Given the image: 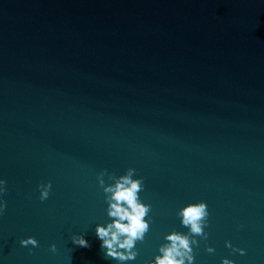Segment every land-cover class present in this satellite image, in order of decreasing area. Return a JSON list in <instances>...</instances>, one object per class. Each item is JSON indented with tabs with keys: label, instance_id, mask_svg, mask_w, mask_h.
<instances>
[{
	"label": "water",
	"instance_id": "water-1",
	"mask_svg": "<svg viewBox=\"0 0 264 264\" xmlns=\"http://www.w3.org/2000/svg\"><path fill=\"white\" fill-rule=\"evenodd\" d=\"M129 170V264L170 233L193 264H264V0H0V264H117L95 229Z\"/></svg>",
	"mask_w": 264,
	"mask_h": 264
},
{
	"label": "clouds",
	"instance_id": "clouds-1",
	"mask_svg": "<svg viewBox=\"0 0 264 264\" xmlns=\"http://www.w3.org/2000/svg\"><path fill=\"white\" fill-rule=\"evenodd\" d=\"M132 170L124 176L119 177L112 185L105 187L107 194L106 214L110 220L105 225H97L95 229L96 239L99 247L103 249V254L109 259H113L117 264H129L136 258L134 251L137 241H142L148 231V220L145 218L149 212L147 205L143 204L138 196L141 190V181L132 179ZM3 182L0 181V184ZM47 187L44 186L40 198L43 200L47 196ZM3 205L0 204V210ZM181 224L188 228L192 235H203V221L207 216L206 205L195 204L183 208L179 213ZM166 243L157 251L150 264H193L192 245L195 240H189L187 235L170 233L165 237ZM73 245L82 248L89 247L88 242L83 237H76L72 240ZM21 246H36V241L31 238L20 241ZM226 246H228L226 244ZM50 250L55 252V245L50 246ZM211 252V249H207ZM243 255V251H240ZM221 264H231L229 260H222Z\"/></svg>",
	"mask_w": 264,
	"mask_h": 264
}]
</instances>
